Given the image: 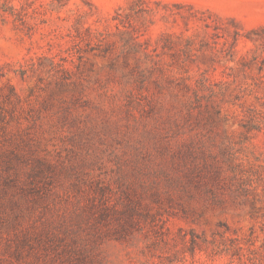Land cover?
Listing matches in <instances>:
<instances>
[{
    "label": "rangeland",
    "instance_id": "374dc122",
    "mask_svg": "<svg viewBox=\"0 0 264 264\" xmlns=\"http://www.w3.org/2000/svg\"><path fill=\"white\" fill-rule=\"evenodd\" d=\"M0 264H264V0H0Z\"/></svg>",
    "mask_w": 264,
    "mask_h": 264
}]
</instances>
